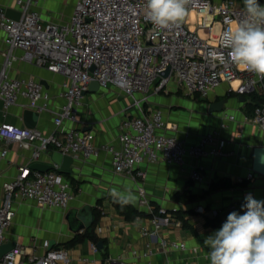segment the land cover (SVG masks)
<instances>
[{"label": "built area", "instance_id": "1", "mask_svg": "<svg viewBox=\"0 0 264 264\" xmlns=\"http://www.w3.org/2000/svg\"><path fill=\"white\" fill-rule=\"evenodd\" d=\"M46 0H14L17 18L9 17L0 6V31L4 38V63L0 70V101L3 116L15 106L38 114L53 117L54 131L44 133L35 128L7 122L0 124V162L7 159L10 146L15 144L30 154L29 163L19 168V174L4 183L5 198L0 207V246L6 243V234L15 217V204L28 199L41 208L67 211L75 198L72 185L58 170L41 172L32 169L41 157L54 148L62 155L79 157L85 161L98 159L103 152L110 155L116 174H126L145 180L143 164L165 163L184 166L187 158L222 157L227 140L214 130L189 148L168 130L177 126L165 124L163 112L146 108L152 92L166 90L175 83L185 95H199L207 99L225 84L228 94L264 97V78L237 67L227 59V49L222 48L220 36L232 21L246 16L245 9L230 0H192L185 20L167 29L155 26L147 18V0H76L68 22L46 21L39 11ZM196 15L191 19V13ZM222 26L214 32L215 24ZM190 24L196 25L193 30ZM203 31L206 37H202ZM21 50L22 56L16 51ZM224 53L223 61L213 60L210 53ZM22 61L38 68L61 75L57 95L62 103L53 107V96L42 83L34 78H13V65ZM170 69V75L164 73ZM95 81L99 89L113 88L132 101L138 115L125 117L116 141L97 146L95 134L78 129L80 112L85 94ZM99 90V91H100ZM234 121V115H227ZM69 122L72 127L64 129ZM252 122L264 132V103L256 106ZM248 175V179L253 178ZM191 178L203 180L202 173L193 169ZM242 183V180H239ZM138 207L152 211L143 189H139ZM173 211H176L175 209ZM167 216L165 208L159 210ZM196 212L206 214L205 206ZM151 227L142 228L145 237H153L161 229V220L153 218ZM163 248L185 250L184 243L161 241ZM94 252L99 249L92 245ZM196 251V250H195ZM25 251L16 247L0 258V264H71L68 254L61 249H49L38 258L25 262Z\"/></svg>", "mask_w": 264, "mask_h": 264}, {"label": "crops", "instance_id": "2", "mask_svg": "<svg viewBox=\"0 0 264 264\" xmlns=\"http://www.w3.org/2000/svg\"><path fill=\"white\" fill-rule=\"evenodd\" d=\"M221 1L223 0H213L217 3ZM230 1L245 9L244 0ZM259 3L264 5V0H259ZM0 6L6 9L9 17L19 16L14 0H0ZM190 27L196 29L194 24H190ZM221 28V24L217 22L214 32L219 33ZM199 34L206 37L203 31H199ZM4 38V32L0 31V70L5 59ZM22 54L21 50L16 51L17 56ZM11 77H34L44 82L53 96L52 106L57 107L62 103L57 98L60 84L64 80L61 75L18 61L13 65ZM234 95L228 94V86L225 84L214 90L207 99L199 95H185L175 83H170L164 91L152 92L146 108L161 110L165 124L177 126L176 130H168L167 133L183 140L187 148L196 145L203 136L214 130L228 143L225 156L200 159L188 157L182 167L160 162L143 164L140 169L147 173L145 180L116 174L111 166L110 155L106 152L90 161L74 157L71 169L62 171V167L53 162L56 150L51 148L39 163L50 170L57 169L71 183L75 198L67 211L41 208L28 199L19 200L15 204V217L7 231L6 243L14 242L17 247L22 248L25 251V262L43 256L49 249H61L68 254L71 264H211L210 248L205 245V239L222 227L229 213H244L242 206L249 194L258 201H264V176L252 169L254 148L264 147V132L252 122L253 112L248 108L252 98ZM241 97L245 100H240ZM222 100H226L224 111L210 113L209 105ZM131 105L132 101L128 97L113 88L97 93L88 91L77 128L93 132L97 146L113 143L120 132L123 119L139 114ZM25 111L15 106L4 117L0 101V124L7 122L35 128L46 134L54 131L53 117L50 114L34 112V117L27 121ZM229 114L235 116L234 121L228 120ZM71 127L69 122L64 124L65 130ZM29 159L28 152L13 144L8 158L0 162V207L5 198L4 183L13 180L19 174V168L27 165ZM193 169L202 173L201 182L191 178ZM250 173L254 175L251 180L248 179ZM219 181H222L221 185L228 181L231 187L220 186L210 192L211 187ZM113 189L119 193L131 191L135 199L129 204L143 213V216L127 221L119 214L114 205L118 199L110 194ZM139 189L145 191L152 207L151 212L138 207ZM199 205L205 206L206 214L196 212ZM161 208L168 211L167 216L160 214ZM72 209L91 210L93 222L95 218L98 220L95 234L104 243L103 252H94L92 245H97L100 241L94 243L88 237L76 244H69L77 235H83L87 230L79 233L71 231L66 216ZM154 217L161 220V229L156 236H143L142 228L151 227L150 221ZM162 240L169 244L184 243L186 249L163 248Z\"/></svg>", "mask_w": 264, "mask_h": 264}, {"label": "clouds", "instance_id": "3", "mask_svg": "<svg viewBox=\"0 0 264 264\" xmlns=\"http://www.w3.org/2000/svg\"><path fill=\"white\" fill-rule=\"evenodd\" d=\"M192 0H147V18L167 29L188 15ZM246 16L232 21L220 36L227 59L237 67L264 78V5L259 0H244ZM213 60L225 59L224 53H210ZM122 205L132 203L131 191L110 193ZM245 211L229 213L226 222L204 243L210 248L211 264H264V201L249 194L242 206Z\"/></svg>", "mask_w": 264, "mask_h": 264}, {"label": "water", "instance_id": "4", "mask_svg": "<svg viewBox=\"0 0 264 264\" xmlns=\"http://www.w3.org/2000/svg\"><path fill=\"white\" fill-rule=\"evenodd\" d=\"M185 20V18H184ZM183 20V21H184ZM170 75V69L164 73V76L167 77ZM44 85L45 83L42 82ZM99 84L93 81L89 86V92L97 93L99 91ZM240 100L244 101L245 98L241 97ZM226 100H222L220 102L211 103L209 105V112L210 113H219L223 112L225 109ZM33 111H25V119L30 121L34 117ZM30 128V127H29ZM72 156L62 155L61 153L56 152L53 157V162L56 165H60L62 167V171H69L70 165L73 161ZM32 169L38 170L41 172H47L50 168H47L45 165L36 163L32 166ZM253 171L261 176H264V147L258 146L254 148V161H253ZM90 211V212H89ZM211 216V214L209 215ZM66 220L69 223L70 229L74 233H79L84 229H88L91 227L93 223V216L91 210L84 209V210H76L72 209L68 212L66 216ZM16 244L14 242H7L0 246V258L7 255L9 252L16 248ZM98 249L103 252L105 249L103 241H100L97 244ZM168 264V263H166Z\"/></svg>", "mask_w": 264, "mask_h": 264}, {"label": "trees", "instance_id": "5", "mask_svg": "<svg viewBox=\"0 0 264 264\" xmlns=\"http://www.w3.org/2000/svg\"><path fill=\"white\" fill-rule=\"evenodd\" d=\"M248 97V96H247ZM251 102L250 105L253 106H249V110H252V112H254L256 106H260L261 104L264 103V97L262 95H258V94H254L252 96H250ZM222 184V181H219L218 184H215L211 187L210 192L215 191L216 189H218L220 186L223 187H231V184H229L228 181H224V184ZM245 204V203H244ZM114 205L117 209V212L121 215H123L125 217V219L127 221H134L137 217L143 216V213L139 212L136 208H134L132 205H130L129 203L127 204H121L120 202L115 201ZM97 219L95 218L93 224L91 225L90 228H88L83 235H77L74 240H72L69 244H76L80 241H82L83 239H85L86 237L90 238L94 243H98L100 241V239L98 238V236L95 234V228L97 225ZM107 257V254H105V258Z\"/></svg>", "mask_w": 264, "mask_h": 264}, {"label": "rangeland", "instance_id": "6", "mask_svg": "<svg viewBox=\"0 0 264 264\" xmlns=\"http://www.w3.org/2000/svg\"><path fill=\"white\" fill-rule=\"evenodd\" d=\"M75 4L76 0H47L44 4H40L39 11L46 21L68 22Z\"/></svg>", "mask_w": 264, "mask_h": 264}, {"label": "bare ground", "instance_id": "7", "mask_svg": "<svg viewBox=\"0 0 264 264\" xmlns=\"http://www.w3.org/2000/svg\"><path fill=\"white\" fill-rule=\"evenodd\" d=\"M195 18H196V15H195V13H194V12H192V14H191V19L194 21V20H195Z\"/></svg>", "mask_w": 264, "mask_h": 264}]
</instances>
